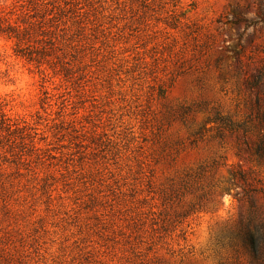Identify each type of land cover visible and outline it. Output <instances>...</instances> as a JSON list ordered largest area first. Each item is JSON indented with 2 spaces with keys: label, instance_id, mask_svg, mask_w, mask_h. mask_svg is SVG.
<instances>
[{
  "label": "rangeland",
  "instance_id": "rangeland-1",
  "mask_svg": "<svg viewBox=\"0 0 264 264\" xmlns=\"http://www.w3.org/2000/svg\"><path fill=\"white\" fill-rule=\"evenodd\" d=\"M49 1L41 62L0 36V264H264V0Z\"/></svg>",
  "mask_w": 264,
  "mask_h": 264
},
{
  "label": "trees",
  "instance_id": "trees-1",
  "mask_svg": "<svg viewBox=\"0 0 264 264\" xmlns=\"http://www.w3.org/2000/svg\"><path fill=\"white\" fill-rule=\"evenodd\" d=\"M139 2L142 7L153 12L164 13L171 25L176 26L182 19H186L187 9L182 8L179 0H128ZM49 0H0V36L10 41L14 54L28 61L41 62L47 55L48 45L53 42L51 31V20L56 11L54 5L50 6ZM264 72L257 75L256 88L258 102L262 103L260 121L264 126ZM260 100V101H259ZM4 105L0 101V137L3 136L9 145L18 142L21 147L28 139L27 133L21 132L16 141L12 133L19 129L17 122L4 111ZM8 136V137H6ZM0 138V142L1 139Z\"/></svg>",
  "mask_w": 264,
  "mask_h": 264
}]
</instances>
